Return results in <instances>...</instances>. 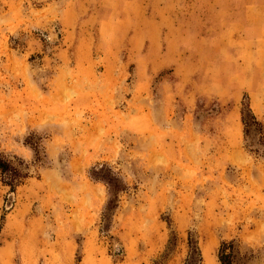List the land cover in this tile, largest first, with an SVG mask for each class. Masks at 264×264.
Masks as SVG:
<instances>
[{
    "label": "rangeland",
    "instance_id": "374dc122",
    "mask_svg": "<svg viewBox=\"0 0 264 264\" xmlns=\"http://www.w3.org/2000/svg\"><path fill=\"white\" fill-rule=\"evenodd\" d=\"M245 15L264 32V0H0V157L27 174L0 177V264H184L189 237L201 264L230 240L264 264V145L240 120L264 121V68L227 28Z\"/></svg>",
    "mask_w": 264,
    "mask_h": 264
},
{
    "label": "trees",
    "instance_id": "16d2710c",
    "mask_svg": "<svg viewBox=\"0 0 264 264\" xmlns=\"http://www.w3.org/2000/svg\"><path fill=\"white\" fill-rule=\"evenodd\" d=\"M240 116L243 128V139H247L252 128L257 137L258 144L264 145V121L257 119L256 116L253 115L248 102L243 104ZM249 151L252 152L251 149ZM26 175L25 172L21 171L10 161L0 157L1 182L8 186L11 191H14L15 188L22 183L23 179L27 177ZM89 175L92 180L103 182L107 186L109 193L107 207H116L118 194L125 188L118 175L107 165L93 167ZM217 259L219 264H233L234 243L232 240L222 241L220 243L217 251ZM201 262L202 257L200 250L196 243L194 244L191 242L189 237L188 252L184 264H201Z\"/></svg>",
    "mask_w": 264,
    "mask_h": 264
},
{
    "label": "crops",
    "instance_id": "0c3cea01",
    "mask_svg": "<svg viewBox=\"0 0 264 264\" xmlns=\"http://www.w3.org/2000/svg\"><path fill=\"white\" fill-rule=\"evenodd\" d=\"M244 7L245 12L251 10V4H246ZM237 22L239 23V27H235L234 29L231 28V26ZM249 27H251V17L249 15H245L242 19L230 22L227 27L228 29L231 28L229 31L228 41L232 39L230 37L234 36L237 32H239V29L241 28V42L243 43L245 53H247V57H249L248 54H251L250 57L254 60V62L251 61V63H253L255 66H260V70H262L264 68V32L255 35L252 38H247L244 32L245 29ZM224 46L229 47V44H224ZM249 46L251 47L248 48Z\"/></svg>",
    "mask_w": 264,
    "mask_h": 264
}]
</instances>
